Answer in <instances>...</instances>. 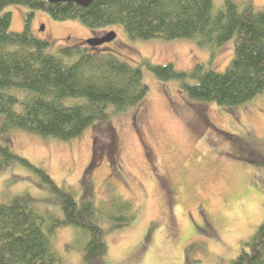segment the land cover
<instances>
[{"label":"rangeland","instance_id":"1","mask_svg":"<svg viewBox=\"0 0 264 264\" xmlns=\"http://www.w3.org/2000/svg\"><path fill=\"white\" fill-rule=\"evenodd\" d=\"M252 2L263 9L264 0ZM4 11L11 14L12 32L21 31L31 13L32 35L49 42L52 53L114 31L100 48L133 66L147 60L189 70L210 58L193 39H131L118 24L92 31L76 19L54 20L25 5ZM232 56L230 39L209 66L223 71ZM141 72L148 87L143 101L77 138L59 141L12 129L5 135L10 142L1 136L0 142L42 167L76 200L91 193L98 207L115 196L131 202L130 222L100 220L110 263L227 264L264 218V95L227 109L188 98L177 81H160L145 66ZM23 192L36 198L37 212L61 218L35 174L18 164L0 172V203ZM84 242L82 231L68 225L55 229L51 244L60 264H82Z\"/></svg>","mask_w":264,"mask_h":264},{"label":"trees","instance_id":"2","mask_svg":"<svg viewBox=\"0 0 264 264\" xmlns=\"http://www.w3.org/2000/svg\"><path fill=\"white\" fill-rule=\"evenodd\" d=\"M8 5L42 9L54 20L76 19L90 30L120 25L131 39H193L210 52L207 63L178 70L171 63L133 66L101 45H65L54 53L30 29L31 13L19 32L9 30ZM233 39V56L223 71L209 64ZM145 66L160 81L175 80L190 99L230 109L264 95V6L252 0H93L87 6L45 0H0V136L21 129L43 138L69 141L94 123H107L117 113L137 107L148 87ZM1 138L7 140L8 138ZM18 164L35 174L61 212V218L37 212L28 192L0 203V264H60L53 251L55 229L72 225L85 237L82 264L107 260L106 232L101 219L122 225L134 218L132 204L120 196L98 207L92 194L76 200L37 165L0 142V172ZM227 264H264V218L239 253Z\"/></svg>","mask_w":264,"mask_h":264},{"label":"water","instance_id":"3","mask_svg":"<svg viewBox=\"0 0 264 264\" xmlns=\"http://www.w3.org/2000/svg\"><path fill=\"white\" fill-rule=\"evenodd\" d=\"M49 3H59V2H73L76 5L79 6H87L89 5L93 0H45ZM43 30V25L40 28ZM116 34L114 31H108L102 36H92L89 39L86 40V43L91 46H98L102 45L104 43L110 42L115 38Z\"/></svg>","mask_w":264,"mask_h":264}]
</instances>
